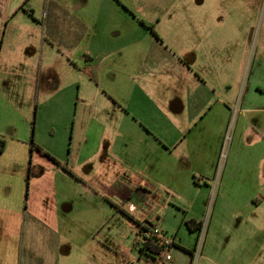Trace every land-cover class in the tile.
Returning a JSON list of instances; mask_svg holds the SVG:
<instances>
[{"label": "crops", "instance_id": "1", "mask_svg": "<svg viewBox=\"0 0 264 264\" xmlns=\"http://www.w3.org/2000/svg\"><path fill=\"white\" fill-rule=\"evenodd\" d=\"M253 2L0 0V73L32 81L27 95L0 89V264H118L102 218L164 233L153 210L175 202L192 215L212 193V231L261 236L264 256V9ZM61 69L78 81L62 88ZM44 105L74 109L66 158L37 131Z\"/></svg>", "mask_w": 264, "mask_h": 264}, {"label": "rangeland", "instance_id": "2", "mask_svg": "<svg viewBox=\"0 0 264 264\" xmlns=\"http://www.w3.org/2000/svg\"><path fill=\"white\" fill-rule=\"evenodd\" d=\"M243 0H234L235 5H240V2ZM255 8L264 9V0H255L252 4ZM41 16H39V19ZM43 23V21L40 20ZM66 22V20H64ZM17 40L19 38L15 37ZM7 39H4V41ZM24 41V40H23ZM3 46V53L8 48L7 42L3 44V39L0 38V49ZM21 47L13 46L11 47V52H8L9 55L17 57V53ZM29 48H26L25 55L28 59L26 62L31 65V59L36 58L37 63L41 60L40 51L35 48H30L29 54H26V51ZM45 52L44 58L45 63H55L56 62V53L53 49H47ZM17 51V53H15ZM31 58V59H30ZM35 59V61H36ZM59 65L57 62L55 63ZM62 74L66 76V81L62 83V88H69L73 82L78 81L76 74L69 72L68 69H61ZM23 72H11L7 71L6 73H0V89L8 87L10 91L21 92L22 94L27 95V93L32 89V81L30 78H26L22 74ZM21 75V76H20ZM69 76V77H68ZM71 81V84H70ZM78 86H75L77 89ZM34 93V90L32 91ZM36 94V91H35ZM32 94L33 98H36V95ZM35 107V106H34ZM60 109V110H59ZM62 106H56V109L52 105L40 106L38 109H34L32 112V117L34 118V113L36 117L37 131L44 135V139L50 140L47 136L51 133L55 134L54 141L56 142V150L60 153L63 158H66L69 152L70 147V132H67L65 125H62L67 117H70L71 122L73 121L74 109L71 107V110L68 112L64 111ZM67 111V110H66ZM38 123V124H37ZM72 124V123H71ZM44 133V134H43ZM226 134V132H225ZM222 149V146H221ZM221 151V150H220ZM224 151L227 153L226 158H223L226 161L227 155H229L230 148L229 143L224 147ZM167 207H161L152 211L154 215L158 218L156 224L160 225L159 228L163 229L164 235L169 239L175 240L180 244V247L187 248L190 253H185L178 246L172 247L171 256L173 257V263L177 264H240L245 260V258L252 263L264 264V256L258 254L262 237L261 236H244L242 233L244 230H234L231 231H222L219 233H214L212 231V226L214 220L213 217H217L222 212L218 205H215L214 193H212L209 202H204L203 206L199 208H194L192 215H198L201 217L202 229L197 232L191 233L185 222L189 219L191 220L192 215L189 214V209L183 207L175 202L167 204ZM104 213L98 212V215L102 217ZM107 214L109 212L107 211ZM105 216V215H104ZM186 217H189L185 220ZM102 225L99 228L100 235L104 240V245L108 252L111 254L118 253V258L115 257L113 262L118 264H149L146 260L140 257L139 250L134 249L135 239L139 237L140 232H144V229L141 228L143 220L140 218V223L137 220H132L131 218L124 216L119 213H113L107 215L105 218H102ZM239 225V224H238ZM146 226L150 227L149 223H146ZM225 226L231 228H237L236 224L227 223ZM242 226V225H241ZM153 229V227H150ZM211 228V229H210ZM159 230V229H158ZM161 231V230H159ZM247 232V231H246ZM259 241H255V238H259ZM246 247H249L250 244L253 246L256 244V247L253 249L248 248V250L243 251ZM112 256V255H111ZM110 256V257H111ZM112 260V259H111ZM246 260V261H247Z\"/></svg>", "mask_w": 264, "mask_h": 264}, {"label": "trees", "instance_id": "3", "mask_svg": "<svg viewBox=\"0 0 264 264\" xmlns=\"http://www.w3.org/2000/svg\"><path fill=\"white\" fill-rule=\"evenodd\" d=\"M21 9L24 10V6L21 7ZM29 14L31 15V17H33L32 11H30ZM3 146H4V142L0 141V153L3 151ZM185 225L187 226L188 230L191 233L199 232L202 229V223H197L195 220H192V219L186 221ZM150 227L146 226V224L141 225V228L144 229V232H148V231L152 230V228H150ZM144 232L139 233L140 238L144 237ZM167 239L168 238L164 235V233L161 236H153V237L148 238L147 243H142L140 241L139 237H137L135 239L134 249L139 250V254H140L141 258L146 260L149 264H153L154 262H156V260L158 258L163 259L167 253L171 252L172 247L178 246L177 244H175V238H173L171 250L166 251L165 246H164V242ZM179 248L181 250H183L185 253L191 254V252L189 250H187L186 248L180 247V246H179Z\"/></svg>", "mask_w": 264, "mask_h": 264}, {"label": "built area", "instance_id": "4", "mask_svg": "<svg viewBox=\"0 0 264 264\" xmlns=\"http://www.w3.org/2000/svg\"><path fill=\"white\" fill-rule=\"evenodd\" d=\"M232 132H233V127L232 125L228 127L227 131H226V134L223 138V143H222V149L220 151V154H219V159H218V165H217V168H218V172L221 173V170L224 168V165L226 163V161L224 160V162L222 161L223 158H226V152L224 151V147L226 146L227 143H229V148L231 146V142H232ZM228 157V155H227ZM227 160V159H226ZM163 234V232L159 231L158 229H152L148 232H144V237H141L140 238V241L142 243H147L148 241V238L150 237H153V236H161ZM172 240H165L164 242V246H165V249L166 251H170L171 250V246H172ZM172 260V256H171V252L167 253L163 259L161 258H158L156 260V262H154L153 264H165V263H168Z\"/></svg>", "mask_w": 264, "mask_h": 264}]
</instances>
